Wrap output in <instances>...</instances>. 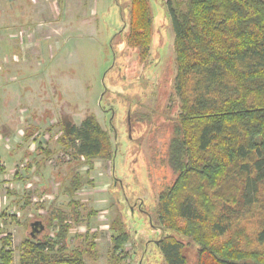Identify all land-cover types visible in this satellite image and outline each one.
Returning <instances> with one entry per match:
<instances>
[{
  "label": "rangeland",
  "instance_id": "1",
  "mask_svg": "<svg viewBox=\"0 0 264 264\" xmlns=\"http://www.w3.org/2000/svg\"><path fill=\"white\" fill-rule=\"evenodd\" d=\"M165 2L148 0L152 26L142 51L127 43L131 0H0V126L8 135L4 148L15 151L9 169L21 172L16 185L11 171L0 173V229L11 243L10 264L28 251L30 222L41 220L45 230L37 236L48 233L52 240L58 225L46 218L58 209L70 222L68 247L50 241V263L78 248L84 264H166L156 204L175 179L167 149L178 101ZM88 115L106 131L113 161H87L59 143L62 121L79 125ZM38 142L55 150L39 171L27 167L43 156ZM25 149L29 154L22 156ZM74 175L79 186L70 193ZM70 201L77 203L79 223L69 214ZM117 230L127 240L121 252H112ZM164 234L183 243L184 264H197L192 239L172 229Z\"/></svg>",
  "mask_w": 264,
  "mask_h": 264
},
{
  "label": "trees",
  "instance_id": "2",
  "mask_svg": "<svg viewBox=\"0 0 264 264\" xmlns=\"http://www.w3.org/2000/svg\"><path fill=\"white\" fill-rule=\"evenodd\" d=\"M165 6L174 33L178 111L167 149L175 179L156 204L155 226L163 232L158 247L166 264L185 263L183 243L164 234L172 229L199 246L197 264H264V0H166ZM151 26L148 0H131L127 43L146 51ZM60 127L58 141L74 156L113 159L93 115ZM42 146L36 149L44 162L55 150ZM71 181L70 193L79 186L76 175ZM69 205L79 223L76 201ZM67 217L62 209L48 215L47 224L58 225L54 239L28 236L19 264H84L78 248L53 263L46 254L50 241L68 247ZM117 231L112 252H121L127 240ZM10 245L0 229V264L12 262Z\"/></svg>",
  "mask_w": 264,
  "mask_h": 264
},
{
  "label": "crops",
  "instance_id": "3",
  "mask_svg": "<svg viewBox=\"0 0 264 264\" xmlns=\"http://www.w3.org/2000/svg\"><path fill=\"white\" fill-rule=\"evenodd\" d=\"M6 138H8V135H5L4 134V132L2 131V129H1V126H0V161H1V163H0V165L1 164H3V166L4 167H0V173H3V175H4V173H6V172H10L11 170L9 169V164H12V162L10 163V161H12V159L14 158V147H12V149H5L4 148V146H3V144L5 145V143L3 142V140L2 139H6ZM2 145V146H1ZM26 150L27 149H25L24 151H23V153H22V156L23 155H27V154H29V153H27L26 152ZM5 162V163H4ZM44 162H45V160H44ZM42 160H40L39 162L37 161V162H33V166L32 165H30V167H28L29 169H31L32 170V168H34V169H37V171H39V169L40 168H42V165H43V163H44ZM8 169H9V171H8ZM17 168L15 167V166H13L12 167V176H13V178H18L17 176H15V173L17 172L18 173V176L20 177V178H18V180L16 181H14V180H12L11 179V181L15 184V182L16 183H18V181L19 180H21V172H20V170L18 171V170H16ZM29 174V173H28ZM28 174H25L26 176H28ZM0 175H2V174H0ZM24 178H22V180H23ZM16 185V184H15ZM16 187V186H15ZM14 191V190H13ZM16 191V190H15ZM15 191H14V193H15ZM16 193H18L17 191H16ZM17 202V201H16ZM11 204H13V203H11ZM22 205V204H21Z\"/></svg>",
  "mask_w": 264,
  "mask_h": 264
},
{
  "label": "water",
  "instance_id": "4",
  "mask_svg": "<svg viewBox=\"0 0 264 264\" xmlns=\"http://www.w3.org/2000/svg\"><path fill=\"white\" fill-rule=\"evenodd\" d=\"M127 124H128V130L130 132L131 130V121H130V114L128 112V116H127ZM130 136V133H129ZM113 161V159H112ZM29 227H30V233L29 236L32 238H37V234L39 233H43L45 230V225L43 224V222L41 220H34L32 222L29 223Z\"/></svg>",
  "mask_w": 264,
  "mask_h": 264
},
{
  "label": "built area",
  "instance_id": "5",
  "mask_svg": "<svg viewBox=\"0 0 264 264\" xmlns=\"http://www.w3.org/2000/svg\"><path fill=\"white\" fill-rule=\"evenodd\" d=\"M42 139V138H41Z\"/></svg>",
  "mask_w": 264,
  "mask_h": 264
}]
</instances>
